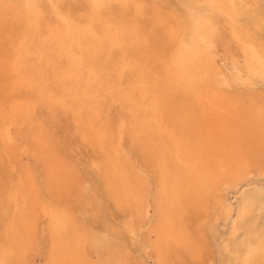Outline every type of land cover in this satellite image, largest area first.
<instances>
[{"label": "bare ground", "instance_id": "bare-ground-1", "mask_svg": "<svg viewBox=\"0 0 264 264\" xmlns=\"http://www.w3.org/2000/svg\"><path fill=\"white\" fill-rule=\"evenodd\" d=\"M252 73L264 79V12L251 0H0V264H35L42 235V264H133L118 230L93 229L95 194L46 113L92 151L152 264H205L207 223L229 220L227 264H264L249 221L261 209L251 177H264ZM245 182L234 210L227 189Z\"/></svg>", "mask_w": 264, "mask_h": 264}, {"label": "rangeland", "instance_id": "rangeland-1", "mask_svg": "<svg viewBox=\"0 0 264 264\" xmlns=\"http://www.w3.org/2000/svg\"><path fill=\"white\" fill-rule=\"evenodd\" d=\"M16 1H20V0H16ZM154 1L159 4L168 3L173 8L178 7L179 5L182 4V2H184V0H154ZM170 1H172V3ZM251 1L253 2L256 9L264 12V0H259V1L251 0ZM249 77L253 83H255L258 86H261V88L264 89V79L262 80V78H259L254 73L250 74ZM8 106L9 105H6L5 107L7 108ZM46 115L49 120L51 118L53 119V120L51 119L52 123L49 121L48 127L51 133H53V136L56 137L58 145L61 148L63 154L68 155L74 159L75 163L81 170L82 176L84 177L86 182L92 187V190L95 194V201L97 203V211H96V218L93 223V229H95L98 232L103 233L107 230L108 227L112 226L113 229L111 230V233H114L113 230H118L119 237L125 242L127 248L130 250L132 254L133 264H152V259L149 253L147 252L146 246L144 243H142L143 242L142 232H143L144 226L141 227L139 230H137L136 232L137 237H135V239L132 240L131 234L129 233V229L127 227L130 221V215L128 213L117 210V208L114 206L113 202L107 195L106 191L104 190L102 184L99 181L97 171L89 163L92 157V151L87 146H85V143H83V141H81L79 137L75 135H70L69 133L70 124H68L69 121L66 116L60 114L58 117H55V116L52 117L51 115L47 113ZM57 124L59 125V127ZM61 128H63V130ZM66 140H68L70 143L67 142ZM20 141L22 142V144L24 143L23 153H25V159L27 160L29 159L28 162L31 164L32 168L35 166L33 169L40 175V178H41L40 183L42 186V191H43V194L47 196V190L45 188L44 180L41 177L40 164L37 160H35V157L33 156L30 158L26 157V155L28 154L26 153L27 146H25L24 140H20ZM91 172L95 174V176ZM250 182L255 184V186L257 187L258 193L259 194L261 193L260 195L257 196V201L261 203V209L254 211L249 216V221L255 223L257 230H260L261 233H264V214H263L264 213V208H263L264 207V177H260L254 174L251 177ZM250 182L243 183L239 188L227 189L226 196L229 199V201L232 203L234 210L237 209L238 203L243 197V189L246 186H248ZM93 218L94 217L89 214L88 219L92 220ZM229 224L231 225L230 220L227 224H224L223 222L220 221V222L213 223L212 226L208 225L207 223L206 231L211 236L210 238H211L213 249L207 252L206 257H205V264H227L229 262L230 254L226 252L223 248V241L230 234ZM45 252H46V239L44 235H42L40 243H39V247H37V251L35 252V255H34L35 264H42L43 256L45 255Z\"/></svg>", "mask_w": 264, "mask_h": 264}]
</instances>
